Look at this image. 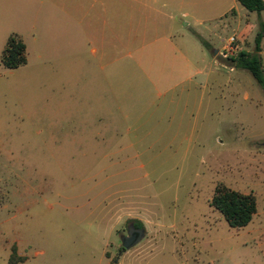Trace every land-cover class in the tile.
I'll return each instance as SVG.
<instances>
[{
  "label": "rangeland",
  "instance_id": "obj_1",
  "mask_svg": "<svg viewBox=\"0 0 264 264\" xmlns=\"http://www.w3.org/2000/svg\"><path fill=\"white\" fill-rule=\"evenodd\" d=\"M33 2L0 0V52L16 32L26 56L0 63V264H264V91L209 54L245 22L239 46L253 51L264 11L173 29L209 60L163 92L124 29L38 26ZM216 182L254 195L245 225L209 204ZM130 222L143 233L122 248Z\"/></svg>",
  "mask_w": 264,
  "mask_h": 264
},
{
  "label": "crops",
  "instance_id": "obj_2",
  "mask_svg": "<svg viewBox=\"0 0 264 264\" xmlns=\"http://www.w3.org/2000/svg\"><path fill=\"white\" fill-rule=\"evenodd\" d=\"M74 1L75 11L68 14L66 0H50L45 3L43 11H40L41 1L34 0L31 6L36 24L40 26L42 21L43 27L46 24L52 29H91V33L93 29H124L123 43L127 46L132 42L136 43L130 51L131 57L146 67L144 70L148 71L147 74L155 71L152 74H155L157 86L160 85L163 92L184 81H192L193 76L203 70V66L198 68L196 65L209 60L207 53L194 42L184 38L180 44L173 29H184L191 25L214 29L220 22L225 25L228 20L237 24L236 19H240L239 6H242L237 0ZM83 1L90 3L89 13L82 11L80 3ZM118 23L120 26L117 28ZM250 24L252 23L245 22L239 27L244 36L248 33ZM149 31L151 36L146 38ZM71 36L72 43L76 42L77 33H72ZM113 37L116 39L115 32ZM218 50L219 48H210L209 54L213 61H226L218 55ZM259 54L264 71L262 52L259 51ZM226 62L229 63L228 69L232 70L233 64Z\"/></svg>",
  "mask_w": 264,
  "mask_h": 264
},
{
  "label": "trees",
  "instance_id": "obj_3",
  "mask_svg": "<svg viewBox=\"0 0 264 264\" xmlns=\"http://www.w3.org/2000/svg\"><path fill=\"white\" fill-rule=\"evenodd\" d=\"M247 11H254L259 14L264 9L263 0H237ZM258 29L253 36V51H248L241 46L235 55L229 56L233 66L244 68L252 75L255 81L264 91V71L259 54L260 40L264 36V23L258 20ZM26 60L25 46L19 34L11 32L7 35L0 52V63L6 68L16 67ZM209 204L213 206L231 227L245 225L256 210L255 197L251 192H243L231 188L222 182H216L212 189ZM139 225V222H134ZM14 247L11 246L8 255V263H13Z\"/></svg>",
  "mask_w": 264,
  "mask_h": 264
},
{
  "label": "built area",
  "instance_id": "obj_4",
  "mask_svg": "<svg viewBox=\"0 0 264 264\" xmlns=\"http://www.w3.org/2000/svg\"><path fill=\"white\" fill-rule=\"evenodd\" d=\"M242 38L243 33L239 34L238 36L233 34L229 35L218 50V55L225 59H227L229 56L235 55L237 50L240 48L239 43L242 42Z\"/></svg>",
  "mask_w": 264,
  "mask_h": 264
},
{
  "label": "water",
  "instance_id": "obj_5",
  "mask_svg": "<svg viewBox=\"0 0 264 264\" xmlns=\"http://www.w3.org/2000/svg\"><path fill=\"white\" fill-rule=\"evenodd\" d=\"M142 233L140 227H134L132 223L128 224L125 233L120 238L121 247L128 248L141 238Z\"/></svg>",
  "mask_w": 264,
  "mask_h": 264
},
{
  "label": "flooded vegetation",
  "instance_id": "obj_6",
  "mask_svg": "<svg viewBox=\"0 0 264 264\" xmlns=\"http://www.w3.org/2000/svg\"><path fill=\"white\" fill-rule=\"evenodd\" d=\"M130 223H132V225H133L134 227H139V225H136L134 222H130ZM130 223H129V224H130ZM126 227H127V225H126ZM126 227H125V228H126Z\"/></svg>",
  "mask_w": 264,
  "mask_h": 264
}]
</instances>
